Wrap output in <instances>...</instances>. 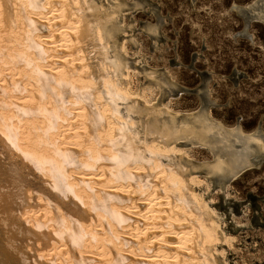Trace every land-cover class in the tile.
Instances as JSON below:
<instances>
[{"label": "bare ground", "instance_id": "obj_1", "mask_svg": "<svg viewBox=\"0 0 264 264\" xmlns=\"http://www.w3.org/2000/svg\"><path fill=\"white\" fill-rule=\"evenodd\" d=\"M106 23L95 0H0V264H217L197 170L111 80Z\"/></svg>", "mask_w": 264, "mask_h": 264}, {"label": "rangeland", "instance_id": "obj_2", "mask_svg": "<svg viewBox=\"0 0 264 264\" xmlns=\"http://www.w3.org/2000/svg\"><path fill=\"white\" fill-rule=\"evenodd\" d=\"M95 1L106 13L111 80L144 117L160 119L152 137L179 133L164 150L197 170L192 187L221 235L207 243L211 256L264 264V158L230 180L218 164L229 168L237 151L243 161L251 143L264 149V0Z\"/></svg>", "mask_w": 264, "mask_h": 264}, {"label": "water", "instance_id": "obj_3", "mask_svg": "<svg viewBox=\"0 0 264 264\" xmlns=\"http://www.w3.org/2000/svg\"><path fill=\"white\" fill-rule=\"evenodd\" d=\"M254 152L249 155V162L247 165L254 166L257 165L263 158H264V149H259L258 146L254 145ZM245 165V166H247ZM245 166L243 167V169H245ZM248 167V166H247ZM242 169V170H243ZM241 170V171H242ZM239 171V172H241ZM235 177V175H226V177H224V180H230L233 179Z\"/></svg>", "mask_w": 264, "mask_h": 264}]
</instances>
